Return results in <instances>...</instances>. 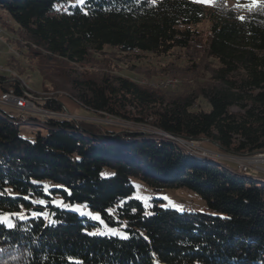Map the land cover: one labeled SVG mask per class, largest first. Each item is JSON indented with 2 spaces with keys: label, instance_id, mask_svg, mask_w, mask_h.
Segmentation results:
<instances>
[{
  "label": "trees",
  "instance_id": "16d2710c",
  "mask_svg": "<svg viewBox=\"0 0 264 264\" xmlns=\"http://www.w3.org/2000/svg\"><path fill=\"white\" fill-rule=\"evenodd\" d=\"M0 11L6 15L0 26L39 60L42 80L62 74L67 96L93 116L204 141L224 154L264 153V0H217L208 8L193 0H0ZM204 20L210 29L202 71L209 78L198 92L172 96L73 69L105 48L129 56L188 51ZM197 70L195 64L189 69ZM5 81L0 75V86ZM10 89L24 93L19 83ZM199 99L206 111H193ZM38 105L63 112L57 99ZM21 125L33 129L28 138ZM195 155L114 125L61 117L20 121L0 110V188L48 201L40 209L0 197V212L24 204L55 221L29 220L15 231L0 227V264H264V183ZM131 180L154 193L192 192L204 208L174 210L159 199L145 208L131 198ZM53 200L84 204L127 239L90 235L92 222L53 207Z\"/></svg>",
  "mask_w": 264,
  "mask_h": 264
},
{
  "label": "rangeland",
  "instance_id": "374dc122",
  "mask_svg": "<svg viewBox=\"0 0 264 264\" xmlns=\"http://www.w3.org/2000/svg\"><path fill=\"white\" fill-rule=\"evenodd\" d=\"M215 1L217 0H214V2ZM223 1H225L227 5H235L239 1L253 2V0ZM205 7L208 8L210 6ZM0 16L3 17V19H6V15L2 11H0ZM8 24H10V22H8ZM13 28L15 27L13 26ZM209 29L210 22L208 20H204L201 24L194 28L197 34V42L194 45H191L188 51L175 50L168 55H163L160 57L148 54L129 56L121 55L118 52L105 48L101 54L93 55L84 65L71 67H73V69L79 73L90 77H123L138 84L139 86L152 89L153 91L167 92L168 95L172 96L185 94L188 90L198 92L201 89V84L207 83L209 78V73L202 71V52L204 49V44L209 36ZM20 40L21 39H19L18 35L15 33H9L0 26V75L6 79V83H3L0 86V95L2 94L3 90L10 89L11 83H19L27 97L37 99L35 100V103L37 102V104H40L45 99H57L63 106V112L58 115L63 114L66 117L73 118V120L80 121H87V119H91L89 120L90 122L115 125L129 132H137L142 134L151 133L150 131H152V129L145 125L121 121L119 119H112L103 115L93 116L86 110L80 108L67 96L69 94L67 87H61V81L63 78L62 74H56L54 76L59 77L52 79V75L47 74V76H49L47 79L58 85L55 87V89L48 84L50 81L45 80L44 82L42 80L38 71L40 63L39 60L30 58V55L26 51L24 45L19 43ZM43 56L44 55H42V57ZM54 64L55 62H51V65ZM193 64H195L198 68L197 72H195L196 74L192 71H189ZM22 105L23 104H20V107ZM38 109L45 111L39 105ZM0 110L14 118H19L20 121L26 120L28 117H37L39 119H43L42 116H45L44 114L38 115L37 113H35L36 115L21 116L22 111L3 106L1 104ZM201 110L206 111L207 106L202 100L199 99L195 104L193 111ZM232 111H236V109L234 108ZM20 129L22 135L26 138H28L30 132L33 131L32 128L24 125H21ZM161 138L174 142L184 151L189 152L190 154L195 155L196 153H199L202 156H206L207 154L208 159L214 161V163L225 165V167L228 166L233 171L238 172V174L240 172V170H237L236 165L233 162H230L231 160H227L228 158L226 157V154L219 151L216 147L210 145L207 142L199 141L200 143H196L194 146L195 148L197 147L198 150H195V148H192V144L185 145L172 138ZM246 175L251 177L254 181L264 183V176L262 174H256L252 171H249ZM131 183L134 188V193L132 194L131 198L140 201L145 208H149L151 206L153 199H159L163 201L160 204L162 207L171 208L174 210H179L180 208L183 209L184 207L197 210L204 208V203L196 194L192 192L178 189L154 193L137 180H131ZM67 205L78 206L77 211L75 212L79 214V216H82L88 219V221L92 222L93 228L90 233H94L93 235H107L124 239L122 236L126 233L123 230L113 229L107 226L105 227V225L91 219L90 215L94 216L98 213L91 211L84 204L66 203L61 208ZM111 230H117L119 235H113Z\"/></svg>",
  "mask_w": 264,
  "mask_h": 264
},
{
  "label": "snow or ice",
  "instance_id": "6c2138e0",
  "mask_svg": "<svg viewBox=\"0 0 264 264\" xmlns=\"http://www.w3.org/2000/svg\"><path fill=\"white\" fill-rule=\"evenodd\" d=\"M80 3H83L84 0H79ZM214 0H193V3H199L205 6H212ZM258 0H253V3H257ZM243 19V17H241ZM33 183H37L36 181H33ZM64 191H67V189H64ZM44 194L50 195L48 191V186H44ZM70 194V193H69ZM0 197H6L13 201L20 199L28 202V205L31 206H38L40 209L46 208L48 205V201H45L43 199L35 200L32 198V194L29 193L27 195L18 196L11 188H0ZM53 207H62L64 205V201H60L57 203L56 201H51ZM28 205L20 204L18 208L14 211L10 212H0V227H3L7 229L8 231H15L19 228L20 224H26L29 220H40V221H47L48 223L45 226H48L50 224H54L55 221L49 219V214H46L43 211H27ZM78 206L73 205H67L63 207L62 210L67 211H77ZM54 215V214H52ZM90 218L94 221L101 223L107 226L106 223L103 221L102 217L100 215H90ZM26 230V229H25ZM113 235H119L117 230H111ZM90 235L94 233H89ZM122 238L127 239V235H123ZM2 251V249H0ZM70 264H82L81 261L77 260H70Z\"/></svg>",
  "mask_w": 264,
  "mask_h": 264
},
{
  "label": "built area",
  "instance_id": "2783aa9c",
  "mask_svg": "<svg viewBox=\"0 0 264 264\" xmlns=\"http://www.w3.org/2000/svg\"><path fill=\"white\" fill-rule=\"evenodd\" d=\"M35 100L37 99L27 97V95L23 92L21 93V95H18L12 89H8L2 92V94L0 95V104L6 107L15 108V109L22 111L21 116L36 115L35 113H37L38 115L44 114L45 116H49V117H61V118L65 117V118L73 119L71 117H66L63 114L58 115V114H53L48 111H42L38 109V104L37 102L35 103ZM20 104H23V105L20 107ZM45 116H42V117L44 118ZM192 145H193L192 148H195L194 147L195 144H192ZM195 150H198V148L196 147ZM206 157H207V154H206ZM245 163L246 164H242V163L239 164L237 166V170L247 171L248 167H254L256 170L264 172V154L256 155L252 158H247L245 160Z\"/></svg>",
  "mask_w": 264,
  "mask_h": 264
},
{
  "label": "water",
  "instance_id": "95a60500",
  "mask_svg": "<svg viewBox=\"0 0 264 264\" xmlns=\"http://www.w3.org/2000/svg\"><path fill=\"white\" fill-rule=\"evenodd\" d=\"M108 117V116H107ZM111 118V117H109ZM112 119H116V118H112ZM91 119H87V121H89ZM102 122V121H100ZM136 124V123H135ZM115 126V125H114ZM151 130V129H150ZM151 133L150 134H154L156 136H160V137H168V138H172V139H175L179 142H181L182 144H196V143H200L199 140H185V139H181V138H176V137H173L167 133H164V132H161V131H158V130H154L152 129V131H150ZM201 142H204V141H201ZM213 146V145H212ZM215 147V146H214ZM203 151V150H202ZM206 152V151H205ZM264 153H258V154H254V155H251V156H235V155H230V154H226V157L228 158L227 160L230 161V162H233L236 167L239 165V164H246L245 163V160L247 158H252L256 155H262ZM222 159V158H220ZM249 171H252L253 173H256V174H262L264 176V172H261V171H258L256 170L254 167H248L247 171L245 174H247Z\"/></svg>",
  "mask_w": 264,
  "mask_h": 264
},
{
  "label": "bare ground",
  "instance_id": "6f19581e",
  "mask_svg": "<svg viewBox=\"0 0 264 264\" xmlns=\"http://www.w3.org/2000/svg\"><path fill=\"white\" fill-rule=\"evenodd\" d=\"M25 118V117H24ZM240 173H242V170H240ZM244 173H246V171H243V175H244ZM182 211H187V212H189V211H192L193 209H190V208H183V209H181Z\"/></svg>",
  "mask_w": 264,
  "mask_h": 264
},
{
  "label": "crops",
  "instance_id": "0c3cea01",
  "mask_svg": "<svg viewBox=\"0 0 264 264\" xmlns=\"http://www.w3.org/2000/svg\"><path fill=\"white\" fill-rule=\"evenodd\" d=\"M223 161H225V160H223ZM228 163V162H227ZM225 166V165H224ZM226 167H228V166H226ZM229 168V167H228Z\"/></svg>",
  "mask_w": 264,
  "mask_h": 264
}]
</instances>
